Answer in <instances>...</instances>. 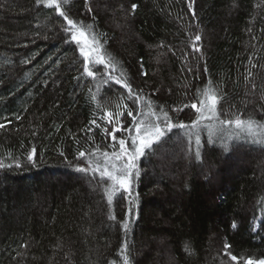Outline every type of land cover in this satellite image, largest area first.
<instances>
[{
	"label": "trees",
	"instance_id": "1",
	"mask_svg": "<svg viewBox=\"0 0 264 264\" xmlns=\"http://www.w3.org/2000/svg\"><path fill=\"white\" fill-rule=\"evenodd\" d=\"M64 10L93 26L115 75L125 72L161 123L162 108L190 125V104L209 82L222 97L221 119L264 123V0H69ZM64 25L37 0H0V264H122L125 243L130 264L264 258V143L231 126L210 143L208 121L199 147L196 130L173 128L140 158L124 230L127 194L109 205L107 183L76 169L90 158L80 151H112L103 132L112 125L99 117L120 111L131 127L124 105L134 115L137 105L121 86L82 75Z\"/></svg>",
	"mask_w": 264,
	"mask_h": 264
},
{
	"label": "snow or ice",
	"instance_id": "2",
	"mask_svg": "<svg viewBox=\"0 0 264 264\" xmlns=\"http://www.w3.org/2000/svg\"><path fill=\"white\" fill-rule=\"evenodd\" d=\"M37 3L54 9L65 22L63 31L70 35V40L67 42L76 45L83 60L82 75L93 80H102L104 84L114 83L121 86L126 89L129 98H134L133 103L137 105V115H134L133 110L124 105L127 116L132 118L131 127L122 125L120 117L124 113L120 111L116 113L105 111L99 117V120L103 121L104 125H112L110 130L107 126L103 127V132L111 137L112 151L101 152L99 148L91 153L80 151L78 153L79 157L83 158L87 155L90 158L87 160V167L76 169L79 172L91 174L93 177L99 176L101 182L107 183L104 191L109 205L113 204L114 198L117 195L127 194L130 206L128 215L122 223V227L126 232L130 230V217L133 212L131 205L136 203V199L133 198L132 189L134 181L140 176L138 161L146 154L147 150L152 149L154 145L162 140L166 131L170 132L173 128L185 129L190 127L196 130L193 134L196 137V145L199 147L201 142L199 134L201 122L208 121L209 123L204 125V129L207 131L210 143L214 142V137L223 139L224 133L230 126L234 127L238 132H243L253 137V142L264 143V123L251 117L243 119L241 116H235L234 119H221L218 105L222 97L211 86V82H209L208 87L197 90L198 99L190 104L191 109L197 114V118L190 125L184 123L174 124L168 113L162 108L160 109L163 113V122L161 123V117L153 108L152 101L145 100L143 96L133 90L125 72L120 71L118 76L115 75L117 65L104 49L99 36L93 31V26L71 18L68 12L64 10V5H67L69 0H37ZM137 7V4H132L131 10L135 12ZM189 9L193 10V15H195L191 3L189 4ZM200 40L201 36L196 34L193 40L195 51H199L196 42ZM98 73L100 74L98 75ZM142 75H146V73L142 72ZM92 99H96L95 94H93ZM141 104L146 106L147 111L139 107ZM97 106L100 107L99 104ZM184 107H189V105H185ZM117 108H120V105H117ZM174 111H183V109H174ZM16 118L19 119L18 116ZM90 123L96 125L97 128L101 127V124L97 123V119H93ZM3 128H5V124L0 123V129ZM117 133H120V135L117 136ZM224 146L227 148V144ZM35 155L36 149L33 148L27 156L28 162L33 165H35ZM60 155H63V152ZM196 157L197 159L200 158L199 150L196 152ZM19 166L17 164V167ZM3 167L5 165L3 162H0V168ZM110 219L114 220L115 216L111 215ZM233 227H235V224H233ZM229 248L230 245H224L225 254L229 256L231 261H238V257L231 255L227 251ZM121 253L122 264H130L129 246L127 243L122 246ZM245 264H264V258L259 260L248 258Z\"/></svg>",
	"mask_w": 264,
	"mask_h": 264
}]
</instances>
